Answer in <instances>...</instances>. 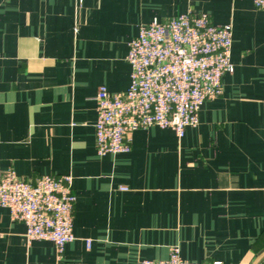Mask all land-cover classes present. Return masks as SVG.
<instances>
[{"label": "crops", "instance_id": "crops-1", "mask_svg": "<svg viewBox=\"0 0 264 264\" xmlns=\"http://www.w3.org/2000/svg\"><path fill=\"white\" fill-rule=\"evenodd\" d=\"M189 11L233 27L222 94L182 138L139 128L131 151L100 156L99 87L126 91L140 26ZM9 170L73 177L75 239L61 256L28 242L0 205V264H138L173 246L252 264L264 251V12L253 0H0V179Z\"/></svg>", "mask_w": 264, "mask_h": 264}, {"label": "built area", "instance_id": "built-area-1", "mask_svg": "<svg viewBox=\"0 0 264 264\" xmlns=\"http://www.w3.org/2000/svg\"><path fill=\"white\" fill-rule=\"evenodd\" d=\"M253 3L264 12V0ZM232 45V25L215 24L205 12L189 11L140 26L129 43V88L110 92L101 85L96 95L98 154L131 151L132 133L139 128L169 127L182 138L187 127L199 123L204 102L222 94L224 75L234 71ZM72 181L70 174H46L29 181L13 170L0 179V205L9 210L13 220L26 225L28 242L52 241L59 256L75 239L77 195ZM87 245L90 248L89 239ZM138 264L202 263L183 258L173 246L168 258L142 259Z\"/></svg>", "mask_w": 264, "mask_h": 264}, {"label": "water", "instance_id": "water-1", "mask_svg": "<svg viewBox=\"0 0 264 264\" xmlns=\"http://www.w3.org/2000/svg\"><path fill=\"white\" fill-rule=\"evenodd\" d=\"M263 258H264V251L261 252V253L255 258V260L253 261L252 264H258Z\"/></svg>", "mask_w": 264, "mask_h": 264}]
</instances>
